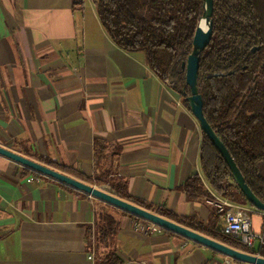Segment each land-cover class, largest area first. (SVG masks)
I'll return each instance as SVG.
<instances>
[{"label":"crops","instance_id":"crops-1","mask_svg":"<svg viewBox=\"0 0 264 264\" xmlns=\"http://www.w3.org/2000/svg\"><path fill=\"white\" fill-rule=\"evenodd\" d=\"M97 1L0 0V147L68 167L43 164L87 183L73 172L92 177L102 140L101 171L131 199L206 222L211 206L178 189L196 174L211 190L200 169L199 125L143 54L113 44ZM30 174L0 156V264H246L172 232L145 236L130 214L48 177L27 183ZM99 209L116 231L97 242ZM250 222L261 232L264 213L254 210Z\"/></svg>","mask_w":264,"mask_h":264},{"label":"trees","instance_id":"trees-1","mask_svg":"<svg viewBox=\"0 0 264 264\" xmlns=\"http://www.w3.org/2000/svg\"><path fill=\"white\" fill-rule=\"evenodd\" d=\"M81 2L74 0L73 5ZM95 10L101 27L113 44L128 54H143L149 71L162 83L171 84L187 107L185 97L189 89L181 64L191 52L203 0H98ZM197 91L202 98L207 123L219 136L247 186L264 203V0H213L212 36L199 55ZM104 150V142L95 140L92 177L73 173L90 185L108 187L120 199L146 211L227 247L264 259V233L259 247L245 248L223 233L222 215L216 214L213 207L208 220L202 222L196 216H179L164 207L131 199L124 184L116 186L107 178L108 171H101ZM199 157L201 173L214 193L253 209L204 134ZM36 159L60 171H72L48 159ZM25 171L34 173L26 168ZM178 189L187 201L210 198L196 174ZM115 226L114 218L99 209L95 218V241L109 238L115 233ZM106 264L117 263L109 260Z\"/></svg>","mask_w":264,"mask_h":264},{"label":"water","instance_id":"water-1","mask_svg":"<svg viewBox=\"0 0 264 264\" xmlns=\"http://www.w3.org/2000/svg\"><path fill=\"white\" fill-rule=\"evenodd\" d=\"M212 11L213 0H203V11L191 41V52L187 56L185 62L181 64V67L184 70L185 85L189 89V94L185 97V102L187 103L188 110L197 121L200 131L206 136V138L210 141V143L225 162L236 187L253 209L264 213V203L261 202L247 186L243 176L241 175L239 169L229 155L219 136L213 131L203 115L202 98L197 91V77L199 55L205 50L212 36ZM255 50L256 48L252 49L251 51L254 52ZM0 156L20 164L24 168L29 169L41 176L48 177L74 190L84 193L93 199L104 202L105 204L124 211L136 218L155 224L161 227L164 231L166 230L172 232L183 238L214 250L232 260L246 264H264V259L257 255L227 247L217 241H214L199 233L182 227L168 219L158 216L155 213L146 211L129 201L120 199L119 197L105 190H101L90 184L68 177L43 164L15 154L3 147H0Z\"/></svg>","mask_w":264,"mask_h":264},{"label":"built area","instance_id":"built-area-1","mask_svg":"<svg viewBox=\"0 0 264 264\" xmlns=\"http://www.w3.org/2000/svg\"><path fill=\"white\" fill-rule=\"evenodd\" d=\"M177 96V105L181 104V96L175 92L171 84H165ZM41 175L32 173L26 178L27 183L39 182ZM210 198L206 200V204L215 209L216 214L222 215L223 233L226 236L238 241L242 246L247 249H256L259 247L263 240V231L255 232L251 227L250 214L254 211L243 205H239L229 201L228 199L218 196L211 190H208ZM92 199L90 196H88ZM136 229H139L145 236H152L161 234L164 230L150 222L134 217L133 224ZM93 250V249H92ZM256 255V254H253ZM89 260L93 259V253L88 256Z\"/></svg>","mask_w":264,"mask_h":264},{"label":"rangeland","instance_id":"rangeland-1","mask_svg":"<svg viewBox=\"0 0 264 264\" xmlns=\"http://www.w3.org/2000/svg\"><path fill=\"white\" fill-rule=\"evenodd\" d=\"M93 186V185H92ZM94 187H98V186H94Z\"/></svg>","mask_w":264,"mask_h":264}]
</instances>
